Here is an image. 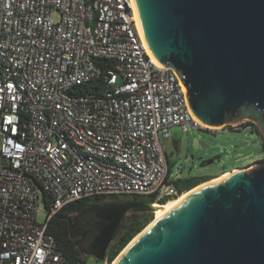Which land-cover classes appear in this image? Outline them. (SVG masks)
Masks as SVG:
<instances>
[{"label": "built area", "instance_id": "obj_1", "mask_svg": "<svg viewBox=\"0 0 264 264\" xmlns=\"http://www.w3.org/2000/svg\"><path fill=\"white\" fill-rule=\"evenodd\" d=\"M172 127L208 130L132 0H0V264H85L47 232L69 204L180 196L160 144Z\"/></svg>", "mask_w": 264, "mask_h": 264}, {"label": "water", "instance_id": "obj_2", "mask_svg": "<svg viewBox=\"0 0 264 264\" xmlns=\"http://www.w3.org/2000/svg\"><path fill=\"white\" fill-rule=\"evenodd\" d=\"M132 4L145 44L179 77L193 117L208 130L252 120L264 136V0ZM153 205L106 198L66 217L68 235L82 257L102 261L123 224L154 214ZM115 264H264V161L194 190Z\"/></svg>", "mask_w": 264, "mask_h": 264}, {"label": "rangeland", "instance_id": "obj_3", "mask_svg": "<svg viewBox=\"0 0 264 264\" xmlns=\"http://www.w3.org/2000/svg\"><path fill=\"white\" fill-rule=\"evenodd\" d=\"M209 129H189L183 133L177 127H172L171 137L160 139L161 149L167 160V179L170 183L176 177L209 179L201 180V185L239 168L251 169L264 161V136L254 121L242 120L223 128ZM213 156H217L219 160L200 167V158L208 160ZM46 214V206L41 201L37 222H44ZM146 218L149 223L154 214L147 215ZM84 262L96 264L99 261L92 256H86Z\"/></svg>", "mask_w": 264, "mask_h": 264}, {"label": "trees", "instance_id": "obj_4", "mask_svg": "<svg viewBox=\"0 0 264 264\" xmlns=\"http://www.w3.org/2000/svg\"><path fill=\"white\" fill-rule=\"evenodd\" d=\"M104 62V60H96L95 63L99 66V63ZM201 182L200 179L193 178H177L172 184L177 187L181 192H187L190 189L196 187ZM183 194V193H182ZM106 198H131L140 200L146 203L153 204V199L149 197L143 196H112V197H99L86 199L82 201H78L61 209L51 220L50 225L47 229V232L51 234L59 250L62 252L63 256L66 258L68 262L75 263L81 262L84 258L80 255L78 249L73 243V240L70 239L68 235V228L66 217L78 214L82 212L87 207L91 206L94 203H97ZM171 200V199H170ZM169 200L160 201L159 205L165 204ZM147 215H151V213H142L136 215L134 218L127 220L120 232L118 233L115 240L109 245L106 251V259L111 262L113 261L117 255L124 249V247L136 236L139 232H141L146 225H148Z\"/></svg>", "mask_w": 264, "mask_h": 264}, {"label": "bare ground", "instance_id": "obj_5", "mask_svg": "<svg viewBox=\"0 0 264 264\" xmlns=\"http://www.w3.org/2000/svg\"><path fill=\"white\" fill-rule=\"evenodd\" d=\"M226 175V174H225ZM225 175L220 176L217 179L214 180H210L209 182H215V181H219L220 179H222ZM207 182V183H209ZM205 184V183H204ZM203 184L198 185L196 188L187 191L183 194H181L180 196H178L177 198L171 199L169 201H167L165 204L163 205H159V204H154L153 207H155L156 212L154 213V218L153 220H151V222L141 231V233L145 232L149 227H151L155 222L159 221L161 218H163L166 214H168L170 211H172L181 201H183V199H185L190 193H192L194 190H196L197 188L201 187ZM140 233V234H141ZM138 234L137 236H135L128 244L127 246L121 251V253L113 260L112 264H115L117 259L122 255V253L125 251V249H127L132 242L140 235Z\"/></svg>", "mask_w": 264, "mask_h": 264}, {"label": "flooded vegetation", "instance_id": "obj_6", "mask_svg": "<svg viewBox=\"0 0 264 264\" xmlns=\"http://www.w3.org/2000/svg\"><path fill=\"white\" fill-rule=\"evenodd\" d=\"M218 160H219V159H218L217 156H213V157H211V158L208 159V160H204V159L200 158V159H199V161H200V167H203V166H205V165H210V164H212V163H214L215 161H218ZM208 161H210V163H209V164H206ZM205 178H206V177H205ZM205 178H201L200 180H202V181L209 180V179H206V180H205Z\"/></svg>", "mask_w": 264, "mask_h": 264}]
</instances>
